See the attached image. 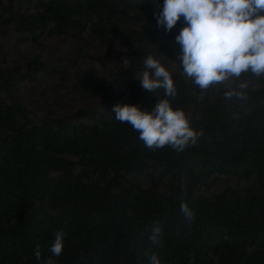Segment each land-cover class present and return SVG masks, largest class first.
<instances>
[{
	"label": "trees",
	"instance_id": "obj_1",
	"mask_svg": "<svg viewBox=\"0 0 264 264\" xmlns=\"http://www.w3.org/2000/svg\"><path fill=\"white\" fill-rule=\"evenodd\" d=\"M162 5L163 0H39L24 15L0 1V22L13 23L37 45L44 33L67 34L84 44L104 43L108 35L134 42L117 56L120 70L109 72V80L96 76L86 59L94 56L103 64L114 58L112 45L103 57L74 48L68 64L59 67L39 53L25 63L0 57V264H46L61 229L68 235L62 254L52 256L55 264H150L145 252L158 254L160 264H264V76L241 75L249 84L242 90L247 99L225 98L226 91L241 89L221 84L210 86L213 94L207 89L198 95L179 64L170 71L174 99L164 89L144 90L136 77L146 57L179 60L181 51L175 37L185 26L183 17L166 32L157 26ZM68 67L74 76L69 87L82 96L119 87L126 99L70 114H38L25 106L17 94L22 82L50 72L62 79ZM165 98L174 110L185 111L199 134L182 152L171 146L150 150L130 124L115 118L117 103L151 111ZM213 175L236 183L208 193ZM144 176L159 188L143 185ZM183 202L194 210L192 222L180 212ZM157 222L159 247L147 239Z\"/></svg>",
	"mask_w": 264,
	"mask_h": 264
},
{
	"label": "clouds",
	"instance_id": "obj_2",
	"mask_svg": "<svg viewBox=\"0 0 264 264\" xmlns=\"http://www.w3.org/2000/svg\"><path fill=\"white\" fill-rule=\"evenodd\" d=\"M185 26L175 37L181 51L177 55L183 73L201 90L220 84L230 77L239 78L251 72L264 76V0H163L157 15V26L171 32L178 21ZM143 71L136 77L141 87L149 92L164 89L166 97L175 98L177 89L170 71L152 55L143 63ZM235 89L226 91L225 98L233 96L247 99L243 89L247 81ZM116 120L128 123L139 133V138L150 150L171 146L182 152L197 143L199 134L191 127L190 117L182 109H173L169 99H160L151 111L141 110L134 104L117 103L113 106ZM180 212L188 222L195 213L186 202ZM162 227L159 222L147 232V239L155 247L162 244ZM68 233L57 230L49 248L52 256L59 257ZM150 264H160L158 254H144ZM35 256L41 258L40 246ZM50 256L46 264H55Z\"/></svg>",
	"mask_w": 264,
	"mask_h": 264
},
{
	"label": "rangeland",
	"instance_id": "obj_3",
	"mask_svg": "<svg viewBox=\"0 0 264 264\" xmlns=\"http://www.w3.org/2000/svg\"><path fill=\"white\" fill-rule=\"evenodd\" d=\"M0 1L5 2L6 0ZM8 1L13 11L24 15L33 12L39 2V0ZM135 28H138V26H135ZM22 33L23 32L13 23L8 25L4 22H0V57L6 55L7 59L18 60L25 63L33 54L39 53L41 58L45 60L44 62L49 63L51 66L59 67L60 65L68 64V55H71V51L74 48L76 49L79 46H83L84 51H89L90 53L94 51V53L103 57L108 48H110L109 46L112 45L110 49L113 52L114 58L106 60L103 58V60H105L103 64L94 58V56L86 59V64H91L95 68L96 76L107 75L108 80L111 77V75L109 76V72L116 74L120 70L119 65H116L118 61L117 56L122 58V53L134 48L133 40L120 39L112 35H108L104 43L95 41L91 42V44H84L80 38H74L67 34L53 35L44 33L39 37L40 44L37 45L30 39L22 38ZM176 45L180 47L177 42ZM97 47L98 49L95 50ZM158 60L169 71H176L179 67L178 65L181 64L180 60L169 55H163L159 57ZM72 69V67L67 68V75L65 74L63 76L64 84H61L63 78L61 79L57 72L44 73L39 75L36 81L22 82L17 88V94L23 98L25 106L28 107V109L38 114H42L46 110L50 113L55 110V112L60 114H70V112L87 108L88 106H99L100 103H104V107L107 105V101L122 102L126 99L124 89L119 87H113L106 91H99L94 98L82 96L79 91H74L69 87V83L74 77ZM119 76L121 75L117 74L115 78ZM243 81L244 79L241 76L239 78L230 77L220 84L224 86H239ZM55 90H58L59 94H57ZM209 90L213 94L214 89L211 90V87H209ZM205 92L206 91L198 88V95L204 94ZM211 93L208 94V97L212 95ZM55 96H57V98H54ZM47 98H50V100L44 101V99ZM57 100L60 101L59 106L56 103ZM211 179L213 183L206 189L208 193L220 191L226 186L236 183L234 178L224 175H213ZM142 183L148 187L159 188L148 176L142 177Z\"/></svg>",
	"mask_w": 264,
	"mask_h": 264
}]
</instances>
